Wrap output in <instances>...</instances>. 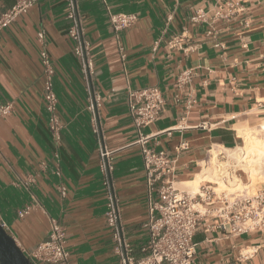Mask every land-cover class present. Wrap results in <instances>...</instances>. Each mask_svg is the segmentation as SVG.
Listing matches in <instances>:
<instances>
[{
	"label": "crops",
	"instance_id": "0c3cea01",
	"mask_svg": "<svg viewBox=\"0 0 264 264\" xmlns=\"http://www.w3.org/2000/svg\"><path fill=\"white\" fill-rule=\"evenodd\" d=\"M15 2L0 0V12ZM79 5L95 63L94 88L103 97L100 124L113 150L124 234L141 256L148 241L146 176L128 88L162 89L165 110L143 132L155 134L150 146L177 159L176 186L193 179L211 146H235L237 125L264 120V0H79ZM109 11L135 13L137 21L116 31ZM198 12L204 17L192 19ZM68 24L64 0H39L0 32V104L12 101L14 106L0 117V218L28 250L48 238L49 215L56 216L66 227L74 264H117L105 220L98 136ZM42 29L56 71L63 123L59 145L49 132L44 105L37 39ZM185 70H191V81L175 102L177 78ZM190 92L195 101L187 108ZM60 182L68 188L66 197L57 191ZM32 196L49 215L33 211L19 217ZM218 222L211 214L199 221L197 264H264V231L230 234L218 229Z\"/></svg>",
	"mask_w": 264,
	"mask_h": 264
},
{
	"label": "built area",
	"instance_id": "2783aa9c",
	"mask_svg": "<svg viewBox=\"0 0 264 264\" xmlns=\"http://www.w3.org/2000/svg\"><path fill=\"white\" fill-rule=\"evenodd\" d=\"M38 1L16 0L13 6L0 12V32L16 21L20 15L28 12ZM64 2L66 19L69 23L67 34L73 41V53L85 79L92 131L98 136L99 167L107 194L105 220L112 230L114 250L119 256L117 264H197V243L194 235L199 221L207 214L218 218L217 228L230 234H243L253 230L264 231V187L256 189L255 192L243 190L228 193L226 190L218 192L216 190L218 181L215 180H202L196 191L188 187L180 188L174 184L177 159L170 157L165 150L150 146L148 142L151 135L155 134L143 132L147 125L162 116L168 99L158 85L129 87L128 107L142 147L148 205V217L144 224L148 241L143 248L145 253L141 256L136 254L133 245L124 234L120 210L121 198L113 183L115 170L113 150L107 147L102 135L99 113L103 105V97L94 88L95 63L91 54V42L86 36L79 0H64ZM109 14L116 31L128 28L137 21L135 13L109 11ZM203 17L204 13L198 12L192 19ZM37 39L42 46L40 58L43 67L44 105L48 114V129L54 142L59 145L63 123L58 113L59 99L54 88L56 72L54 61L46 48L47 37L44 29L38 31ZM191 77V70H185L178 76L177 87L180 91L173 98L175 102L181 101V92L185 85L190 83ZM194 101L191 92L188 93L187 108ZM13 107L12 101L0 104V117L10 115ZM215 147L217 156L212 154L211 146L204 162L207 165H214L217 180L228 182L236 176L243 181L240 171H245L240 166H235V163L225 166L224 161L229 159L227 153L224 149ZM56 158L59 160V153H56ZM57 173L61 174L59 168ZM57 191L62 197H66L68 188L66 184L60 182ZM33 211H42L49 215L44 204L35 196L18 210V215L23 218ZM49 219L48 238L31 249L22 248L23 251L31 264H74L66 247V227L56 216L49 215ZM0 220L2 226L11 234L8 222L1 218Z\"/></svg>",
	"mask_w": 264,
	"mask_h": 264
},
{
	"label": "bare ground",
	"instance_id": "6f19581e",
	"mask_svg": "<svg viewBox=\"0 0 264 264\" xmlns=\"http://www.w3.org/2000/svg\"><path fill=\"white\" fill-rule=\"evenodd\" d=\"M236 134L239 139V143L235 146H225V145H215L217 147H222L227 153L229 160L224 161L225 166H229L235 163V166H240L244 170L252 181L257 172H262L264 175V120L259 122L255 126H247L246 124L236 126ZM212 154L216 157L217 150L216 147L211 148ZM237 160H240L236 164ZM203 169L200 170L193 179L185 181L179 186L191 187L192 189H197L201 184L202 180H215L218 181L222 186H226L224 180H217L216 173L214 169H209L210 167L203 161ZM213 168V167H212ZM260 174V173H259ZM235 186L231 188L232 192L238 190H248L252 187L254 181L251 184L240 183L239 177H235V180L230 179ZM250 181V180H249ZM235 193V192H234Z\"/></svg>",
	"mask_w": 264,
	"mask_h": 264
},
{
	"label": "water",
	"instance_id": "95a60500",
	"mask_svg": "<svg viewBox=\"0 0 264 264\" xmlns=\"http://www.w3.org/2000/svg\"><path fill=\"white\" fill-rule=\"evenodd\" d=\"M0 264H31L17 240L3 226L0 220Z\"/></svg>",
	"mask_w": 264,
	"mask_h": 264
},
{
	"label": "rangeland",
	"instance_id": "374dc122",
	"mask_svg": "<svg viewBox=\"0 0 264 264\" xmlns=\"http://www.w3.org/2000/svg\"><path fill=\"white\" fill-rule=\"evenodd\" d=\"M215 147V146H214ZM220 149H223L222 147H220ZM227 157H228V155H227ZM229 158V157H228ZM227 160H229V159H227ZM226 161V160H225ZM240 162V160H237V162H236V164L237 163H239ZM223 164H225V163H223ZM210 168V170L211 169H214V165L212 164V165H208ZM213 167V168H212ZM240 173H241V175H242V178H243V181L240 179V183H245V184H243V185H246V184H251L253 181H254V183H253V185H251L252 187H249V189H248V191L249 192H255V190L256 189H258V188H262V187H264V175L262 174V172H257V175H255L254 176V178L252 179V181H251V179H250V177H249V174H247L246 172H243V171H240ZM260 173V174H259ZM236 177V176H235ZM232 180H235V178L234 179H232ZM250 180V181H249ZM225 185L226 186H222L221 184H219L218 183V187H217V191L218 192H220V191H222V190H226V192H228V193H232V191L231 190H229V189H231V188H234L235 186H231V185H234L233 184V182H231V181H229L228 180V182H226L225 181ZM178 186V185H177ZM200 186V185H199ZM178 187H180V188H184L185 186H178ZM188 188H190V189H192L191 187H188ZM199 188V187H198ZM198 188L197 189H192V190H194V191H196V190H198ZM238 191H241V190H238ZM234 192H236V191H234ZM233 192V193H234Z\"/></svg>",
	"mask_w": 264,
	"mask_h": 264
}]
</instances>
